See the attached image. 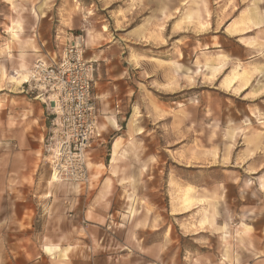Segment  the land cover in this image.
Listing matches in <instances>:
<instances>
[{
    "label": "rangeland",
    "instance_id": "1",
    "mask_svg": "<svg viewBox=\"0 0 264 264\" xmlns=\"http://www.w3.org/2000/svg\"><path fill=\"white\" fill-rule=\"evenodd\" d=\"M167 3L175 8L167 12ZM253 5L264 10V0H0V264H56L59 250L51 257L41 250L43 245L68 243L52 240L57 227L45 224L54 222L60 216L57 209L68 206L72 197L94 187L98 179L89 174L103 169L94 165L90 152L87 182L50 179L54 114L27 84L14 88L9 82L16 71L29 72L37 57L57 61L68 40L66 27L76 20L74 32L85 36L86 15L102 20L106 28L115 21L127 42L124 53L138 65V72H132L143 80L142 145L145 154L157 150L156 156L150 164L114 162L113 169L137 171L139 178H131L135 203L143 179L148 180L144 190L149 185L159 199L163 224L144 234L145 244L161 238L167 222L177 235L206 228L203 221L214 216L221 192L216 191L218 182L223 194L218 207L225 209V216L242 206L252 210V216L264 217V90L251 94L257 82L264 81V25L238 36L228 30ZM46 19L52 47L28 49L24 37L38 33ZM56 30L62 36L57 40ZM252 39V44L245 43ZM218 54L225 59L216 74L211 61ZM239 65L249 76V67L261 66L263 71L254 73L244 90L230 91L237 82L245 86ZM141 172L147 177L142 179ZM168 174L172 201L190 185V196L207 200L185 213L167 214ZM118 181L111 186L117 199L131 202L123 177ZM235 195L246 201H231ZM21 213L27 225L16 222ZM177 243L197 247L191 236H181ZM166 262L163 252L159 259L145 256L144 263ZM255 264L264 260L257 258Z\"/></svg>",
    "mask_w": 264,
    "mask_h": 264
},
{
    "label": "crops",
    "instance_id": "2",
    "mask_svg": "<svg viewBox=\"0 0 264 264\" xmlns=\"http://www.w3.org/2000/svg\"><path fill=\"white\" fill-rule=\"evenodd\" d=\"M173 7L174 4L170 3L165 6L167 12L175 8ZM89 16H85L88 22L82 30H85V58L93 61L96 66L93 95L98 110L99 132V137L93 141L90 152L94 165H102L103 169H95L93 174H89L90 178L98 179L94 187H87L83 193L72 197L68 206L57 209V214H60L58 218L61 220L55 217L54 222L45 224L57 227V236L52 240H61L68 244L60 246L44 244L41 250L51 257L59 250L60 258L56 264H145V256L159 259L163 252L167 254L166 264H255L257 258L264 260V217L252 216L254 214L252 210L242 206L233 209V216H225V209L218 207L223 195L220 190L222 183L219 182L216 191L221 192L218 193L219 199L214 216L210 218L207 216L203 221L206 222L203 225L206 228L177 235L172 233V224L167 222L161 238L145 244L144 234L158 230L163 224L161 218L163 214L159 212V199L152 192L154 188L147 185L144 190L145 182L148 180L143 179L147 175L141 172L139 176H142L143 180L139 181L135 203V199L132 198L134 186L131 184V178H139L137 171L130 169L131 167L121 169L120 166L118 170L113 169L114 162L139 161L150 164L151 159L156 156L157 150L148 148L145 154L142 145L146 126L141 123L140 118V113L143 112V80L132 72L133 70L138 72V65L124 53L127 42L123 36H119L115 21H112V28L108 24L106 28L102 20H95L92 17L94 20L91 21L92 18ZM40 24L42 28L38 33L30 31L28 36L24 37V46L28 49L43 50L53 45L51 34L46 31L50 25L49 20H43ZM75 24L76 20L66 27V39H69V34L76 33ZM263 25L264 10L253 5L228 30L232 35L238 36ZM57 31L59 30H56V40L62 37ZM246 41L248 42L245 43L252 44L254 39ZM215 57L211 65L214 67L213 72L216 71L218 74L223 70L217 71L220 69L219 65H223L225 56L218 54ZM236 66L237 64L234 67ZM239 68V71L245 74V86L237 82L230 91L244 90L252 75L263 71L261 66L249 67L251 73L249 76L242 65H239ZM263 90L264 81H260L251 90V94L255 95ZM249 154L247 152L245 156ZM169 175L167 214L185 213L196 202L207 200L206 197L190 196V185L182 187L183 190L172 201L169 193ZM121 177L124 179V188L128 200L132 199L131 202H120L116 197L119 194L115 195V190L111 188L119 184L118 180ZM228 186L227 184V188ZM234 200L237 203L243 202L246 201V197L235 195L231 197V201L235 202ZM23 216L22 213L18 215L16 222L27 225ZM197 235L201 236L197 238L195 237ZM181 236H191L197 247L190 248L178 244ZM135 256L139 259L133 260Z\"/></svg>",
    "mask_w": 264,
    "mask_h": 264
},
{
    "label": "built area",
    "instance_id": "3",
    "mask_svg": "<svg viewBox=\"0 0 264 264\" xmlns=\"http://www.w3.org/2000/svg\"><path fill=\"white\" fill-rule=\"evenodd\" d=\"M95 71L94 62L85 58V36L75 33L63 44L57 61L37 57L24 82L54 114L48 162L57 181L88 180L89 152L99 137Z\"/></svg>",
    "mask_w": 264,
    "mask_h": 264
},
{
    "label": "bare ground",
    "instance_id": "4",
    "mask_svg": "<svg viewBox=\"0 0 264 264\" xmlns=\"http://www.w3.org/2000/svg\"><path fill=\"white\" fill-rule=\"evenodd\" d=\"M11 29H12V30H11L12 35H15L14 30H13V27H12ZM29 79H30V71H29V72H25V71H16V73H15L14 75L11 76V80H10L9 82L13 83V86H14V88H15V87L21 85L22 83L27 82ZM193 155H195V154H193ZM193 155H192V156H193ZM179 156H180V155H179ZM182 156H183V154H182ZM183 157H184V156H183ZM190 160H191V159H190ZM190 160H189V161H190ZM192 160H193V159H192ZM198 160H199V159H198ZM187 161H188V160H187ZM187 161H186V162H187ZM195 163H196V162H195ZM198 163H199V162H198ZM50 179H54V182L58 180L57 177H56L54 174L50 175Z\"/></svg>",
    "mask_w": 264,
    "mask_h": 264
}]
</instances>
